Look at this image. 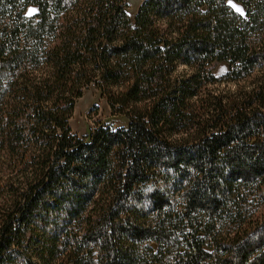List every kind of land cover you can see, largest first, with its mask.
<instances>
[{"label":"trees","instance_id":"trees-1","mask_svg":"<svg viewBox=\"0 0 264 264\" xmlns=\"http://www.w3.org/2000/svg\"><path fill=\"white\" fill-rule=\"evenodd\" d=\"M234 1L0 0V264H264V0ZM90 82L126 126L71 131Z\"/></svg>","mask_w":264,"mask_h":264},{"label":"rangeland","instance_id":"rangeland-1","mask_svg":"<svg viewBox=\"0 0 264 264\" xmlns=\"http://www.w3.org/2000/svg\"><path fill=\"white\" fill-rule=\"evenodd\" d=\"M125 1V11L131 20H133L134 14L138 8V5L143 0H124ZM228 3L239 12H243V7L240 3L234 0H227ZM36 11V7L30 5L26 8L25 13L30 15ZM227 69V63L225 61L218 62L213 69V75L218 77V79L212 83L204 86L207 92H216L219 90H232L234 88V82L228 80H222L224 72ZM189 72L188 68L183 64H177L174 71V75H181ZM39 74V73H37ZM220 78V79H219ZM248 81L246 75H243L239 79V83L243 84ZM97 120H100L104 125L115 129L119 126H126L128 122L127 116L123 114H112L109 104L106 99V95L103 94L98 87L90 82L85 84L81 88V95L75 99L73 111L68 119L71 131L78 136L87 134L88 131L95 126ZM247 208L255 209L259 207L256 200L250 201L248 197ZM144 264H156L144 262Z\"/></svg>","mask_w":264,"mask_h":264}]
</instances>
